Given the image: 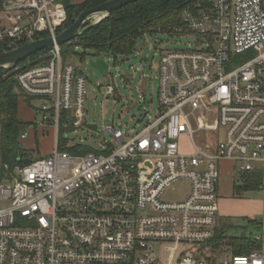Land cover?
Returning a JSON list of instances; mask_svg holds the SVG:
<instances>
[{
    "label": "built area",
    "instance_id": "obj_1",
    "mask_svg": "<svg viewBox=\"0 0 264 264\" xmlns=\"http://www.w3.org/2000/svg\"><path fill=\"white\" fill-rule=\"evenodd\" d=\"M66 16L63 0H2L0 46L55 36ZM180 21L168 31L193 33L194 46L160 56L157 115L128 139L105 126L106 153L59 149L60 113L80 127L88 85L59 45L10 69L19 98L37 102L34 126L55 135L49 154L14 165L10 182L0 177V264H264V203L252 251L226 243L231 255L219 258L217 238L222 162L234 186L259 174L264 199V0H200Z\"/></svg>",
    "mask_w": 264,
    "mask_h": 264
},
{
    "label": "rangeland",
    "instance_id": "obj_2",
    "mask_svg": "<svg viewBox=\"0 0 264 264\" xmlns=\"http://www.w3.org/2000/svg\"><path fill=\"white\" fill-rule=\"evenodd\" d=\"M95 19L96 17H93L84 24H90ZM194 37V34L190 32L156 31L144 34L137 41L131 54L116 59L97 53L90 48L73 45L69 59L87 77L86 116L83 124L75 127L71 122L73 114L71 111L66 112L58 128L60 138L66 142L68 147L78 144L99 154V152L106 153L105 150L111 143V136L105 132V126L122 129L125 139L144 129V126L151 122L158 113L159 82L157 76L160 56L166 50L192 48ZM254 55V52H247L236 60V64L246 62ZM97 58H102L107 63V74L103 75L98 69L91 67L89 61L97 60ZM107 86H113L112 95L106 94ZM30 103L34 107L37 105L34 100ZM26 111L34 115V122L41 118V115L36 114L33 108L32 112L28 109ZM46 126L45 124L43 127L44 132H37V136L31 129L23 130L28 132V137L20 139L22 141L20 145L23 149L29 150L33 159L49 154L54 148L55 131ZM199 137V134H195L193 139L200 143ZM189 149L190 146L185 148L186 151ZM235 173L229 163L222 162L217 183L219 214L222 215L220 242L223 247L219 258L231 255L225 249L229 239L241 235L248 236L251 232L259 230L256 221L259 218L257 212L264 200L263 192L255 189L242 195H234L232 183L236 179ZM12 177V169L1 174L3 182H10ZM185 188L184 184L175 186L174 191L168 192V198L180 197ZM253 219L256 220L253 221Z\"/></svg>",
    "mask_w": 264,
    "mask_h": 264
},
{
    "label": "trees",
    "instance_id": "obj_3",
    "mask_svg": "<svg viewBox=\"0 0 264 264\" xmlns=\"http://www.w3.org/2000/svg\"><path fill=\"white\" fill-rule=\"evenodd\" d=\"M105 1L108 0H84L79 4H72L70 0H63L67 16L58 32L70 26L80 12L91 9ZM196 2H200V0H137L127 3L120 9L113 10L96 27L86 30L71 42L60 45L62 58L66 61L71 57L70 52L73 45L93 49L97 53L113 57L114 59L126 57L135 49L137 41L142 35L156 31L171 33L168 31V27L181 23L180 19L183 9ZM44 36L40 35V37ZM47 49L39 50L36 54ZM4 50L5 48L0 46V53ZM14 87V73L11 70L0 69V177L4 171L11 170L14 165H24L33 159L29 150L23 149L20 145V135L31 123L22 121L18 116L20 98ZM27 104L31 107L29 101ZM60 114V120L62 121L66 116V112L63 111ZM58 144L60 150L72 155H84L89 152L87 148L78 144L68 147L60 136ZM259 183V174L247 175L241 184H235L233 193L234 195H242L250 190L259 189ZM217 234V238L221 239L222 232L220 229ZM226 243L230 245L232 254H246L257 247L255 242L245 235L231 238Z\"/></svg>",
    "mask_w": 264,
    "mask_h": 264
},
{
    "label": "water",
    "instance_id": "obj_4",
    "mask_svg": "<svg viewBox=\"0 0 264 264\" xmlns=\"http://www.w3.org/2000/svg\"><path fill=\"white\" fill-rule=\"evenodd\" d=\"M134 1L137 0H108L97 4L91 9L80 12L79 16L71 23L70 26L66 27V29L59 32L55 36L37 38L34 41H28L13 49L1 52L0 69L8 71L17 63L36 54L39 50L71 42L75 37L81 35V33L96 27V25H98L103 18H106L109 14H111L113 10L120 9V7L125 6V4ZM93 17H96V21H93L90 24H84L85 21ZM89 63L91 67L98 69L103 75L107 74V63L102 58H97V60L91 59Z\"/></svg>",
    "mask_w": 264,
    "mask_h": 264
},
{
    "label": "crops",
    "instance_id": "obj_5",
    "mask_svg": "<svg viewBox=\"0 0 264 264\" xmlns=\"http://www.w3.org/2000/svg\"><path fill=\"white\" fill-rule=\"evenodd\" d=\"M0 1H2V0H0ZM82 1H84V0H70V2L72 3V4H79L80 2H82ZM26 106V107H25ZM28 110H30L31 111V107H29L28 105H27V102H25V100H22V99H19V104H18V116H19V118L20 119H22V121H24V122H30L31 123V125L27 128V129H31L32 130V132L34 133L35 132V136H37V132L39 131V132H44V130H43V128H37V127H35L34 126V115L32 114V113H28L26 110L27 109ZM32 112V111H31ZM27 116V117H26ZM26 133V132H25ZM27 134V136H26V138L28 137V132L26 133ZM29 135H30V133H29ZM20 140V139H19ZM20 142H22L21 140H20ZM0 164H1V162H0ZM232 185H233V183H232ZM233 188H234V186H232V191H233ZM263 203H264V200L262 201V203H261V205H260V209H259V211L257 212V214H258V216H260L261 214V212H262V210H263Z\"/></svg>",
    "mask_w": 264,
    "mask_h": 264
}]
</instances>
